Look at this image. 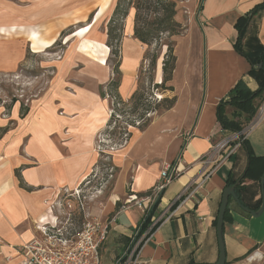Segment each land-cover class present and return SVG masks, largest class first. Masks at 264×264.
I'll return each mask as SVG.
<instances>
[{
	"label": "crops",
	"instance_id": "1",
	"mask_svg": "<svg viewBox=\"0 0 264 264\" xmlns=\"http://www.w3.org/2000/svg\"><path fill=\"white\" fill-rule=\"evenodd\" d=\"M76 1L80 3L76 8L58 12V0H0V76L15 73L39 55L32 42L38 46L52 41L42 53L50 50L57 38L58 17L79 16L80 22L93 9L94 0ZM172 1L176 3V20L185 28L171 38L175 61L165 84L170 89L160 97L171 98L172 104L156 112L142 130H132L129 141L110 154L117 171L108 191V206L99 219L116 214L102 245L112 249V261L133 242L144 217L135 207L114 213V203L122 202L129 193L151 191L164 166L172 164L179 174L162 191L151 217L166 220L141 247V262L215 264L219 255L215 221L222 193L228 178L241 182L248 166V150L241 145H231L230 155L228 148L214 150L235 134L220 127L216 108L240 80L252 92L258 88L248 76L249 62L234 49V25L261 0ZM133 18L131 9L119 48L117 92L124 101L137 90L136 73L149 49L134 39ZM71 23L73 20H68L60 30ZM95 39L105 44L106 33ZM256 44L264 48V12L250 18L242 49L251 53ZM89 45L92 50L87 54L94 57L101 48L108 50L97 42ZM162 47L163 60L166 47ZM109 54H104L105 63V59L86 58L76 48L60 63L51 59L41 62L46 69L52 68L54 76L24 108L25 115H20L19 101L0 106V264L19 263L15 248L39 237L36 226L54 221L50 209L55 208L62 192L74 191L97 162L96 137L109 114V102L102 98L101 89L114 80ZM158 65L159 85L162 64ZM231 113L232 109L226 108V116ZM245 141L255 157H264V119ZM241 187L240 203L257 211L252 208L261 198L260 184L244 179ZM227 209L223 222L226 262L239 264L250 255L253 261L260 260L264 255V210L253 217L232 199ZM249 251L247 257L235 262Z\"/></svg>",
	"mask_w": 264,
	"mask_h": 264
},
{
	"label": "trees",
	"instance_id": "2",
	"mask_svg": "<svg viewBox=\"0 0 264 264\" xmlns=\"http://www.w3.org/2000/svg\"><path fill=\"white\" fill-rule=\"evenodd\" d=\"M131 9L134 11V39L146 46L157 45L162 41L163 37L170 40L168 44H164L166 47L162 62V75L164 76L161 84H157L155 87L156 90H164L165 88V90L170 89L165 87V84L171 78L175 61L173 56V42L171 41V38L180 35L185 30V28L182 27V25H180V23L176 20V3L172 0H117L106 29L107 39L105 44L107 45L106 47L109 49L111 55L115 56L117 53L119 54L120 42L124 30V22ZM259 12H264V0H261V2L246 15L240 17L234 25V28L237 31V40L234 44V49L249 62L250 70L248 72V76L254 78L257 82L258 88L256 91L252 92L246 87L244 82L240 80L230 90L228 95L218 103L216 108V119L223 130H227L232 133H240L243 128L252 121L258 110V102H260L264 97V48L256 44L251 53H245L242 49V41L244 39L250 18ZM156 59V57H153V62ZM113 73L118 77L120 76L118 72V63L115 65ZM118 87L119 79H114L104 89H101L102 98L108 96L113 103V115L108 120L106 128L101 132V136L111 138L114 143L120 142L119 138L123 133L122 128L117 125L118 121L114 119V115H120L122 117L121 119L125 122L134 126L138 130H142L150 121L149 119H146L147 114L158 112L164 101L167 102V105L164 108H168L172 104V101H167L165 98L157 101L152 98V95L144 98L143 93L140 90H136L132 97L125 103L117 92ZM226 108L232 109L230 117H227L225 114ZM20 112L21 116L25 115L22 105L20 107ZM136 120H143V123L136 127ZM111 127H113V129L109 131ZM127 137H130V134H127ZM241 146L248 150V166L242 181L236 186L237 197L238 193L241 189H243L241 187V183L244 179H253L260 184V180L264 172V157H255L247 146L246 141H243ZM108 162L109 163H102L101 159H98L94 165V169L99 168L102 169V172H105V168H109L112 169V174L115 176L117 169L111 162L110 158ZM90 179L91 178H87L85 182L90 181ZM85 182H83L80 187H82ZM236 182V179L234 180L230 177L226 182V187H232L236 184ZM149 192L146 194H138L137 196H145ZM159 199L160 196L156 199L149 211L144 215L143 220L134 235V241H137L146 231H148V235L152 234L159 226V224L151 226L150 222L151 217L156 214ZM120 205V201L115 202L114 213L119 209ZM73 206L76 210L75 213L77 214L75 223L79 227L84 221L83 215L79 213L76 203H73ZM243 206L249 209L247 205L244 204ZM260 206L261 198L252 209L258 210ZM227 211L228 209L224 215V220H226ZM111 215L112 214H110L109 217ZM250 253L251 251L247 252L242 258L236 259L235 262L243 260ZM225 264L230 263L226 262Z\"/></svg>",
	"mask_w": 264,
	"mask_h": 264
},
{
	"label": "built area",
	"instance_id": "3",
	"mask_svg": "<svg viewBox=\"0 0 264 264\" xmlns=\"http://www.w3.org/2000/svg\"><path fill=\"white\" fill-rule=\"evenodd\" d=\"M109 102V114L108 120L113 115V103L108 96L105 97ZM160 101V97L156 99ZM123 102H127L124 101ZM155 113H149L146 115V119H151ZM118 114L114 115V119L118 121L117 125L120 126L123 123L122 135H120L118 143H114L111 138L101 136V132L98 133L95 143V154L97 160L101 159L109 163L110 158L112 162L113 151L122 148L130 139L131 131L136 129L125 122ZM255 119L248 123L240 133H235L230 138H227L215 146L217 152L229 149L230 155L232 152L231 145L239 147L243 141L246 140L247 135L252 131L258 122L264 119V105L257 110L254 117ZM122 120V121H121ZM143 123V120H136L135 126H139ZM113 127L109 129L111 131ZM130 134V137H127ZM108 169V170H107ZM100 169H94L92 167L89 175L85 177L74 191H64L55 203L57 210L56 216L54 215L55 208L50 209L51 214L54 216V221L51 224L36 226L39 231V237L33 239L31 242L24 243L15 248L16 257L19 260L18 264H101L99 251L104 242L107 239L110 225L115 220V215L106 218H91L85 219L84 212L82 211V203L84 196V190L86 185L91 182V179L96 176L98 172L104 177L103 183H107L108 179H113L112 169L105 168V172L99 171ZM106 173V175H105ZM179 174L178 169L172 164L165 165L160 172V180L158 184L145 196H137L129 194L116 213L126 211L130 207H135L140 210L144 215L149 211L156 199L161 195L162 191L168 186ZM211 173L204 176L206 180ZM87 178H91L90 181L85 182ZM84 183L82 187L81 184ZM108 184V183H107ZM104 186L101 184L95 187L94 192L101 194ZM186 190V189H185ZM180 199V198H179ZM76 203L79 213L83 215V223L78 227L75 223L76 210L73 206ZM115 204V203H114ZM166 220L163 218H151V226L160 224L161 221ZM148 231H146L137 241H134L125 249L121 256L115 261L114 264H142L140 258L141 247L147 242Z\"/></svg>",
	"mask_w": 264,
	"mask_h": 264
},
{
	"label": "rangeland",
	"instance_id": "4",
	"mask_svg": "<svg viewBox=\"0 0 264 264\" xmlns=\"http://www.w3.org/2000/svg\"><path fill=\"white\" fill-rule=\"evenodd\" d=\"M93 1V0H89ZM117 0H94L93 9H90L88 14L85 15V18L80 22H77L81 17L69 18L68 20H73V23L66 25L62 30L60 27L67 23V18L58 17V32L56 42L51 46L50 50L46 53H42L43 47H49L52 44V41H47V44L41 43L38 46L32 42L33 49L39 54L34 55L31 63L21 66L15 73L9 75L0 76V106H10L15 102H20L23 108L27 107L30 102L37 98L48 85V79H52L54 73L52 68L48 70L40 63L48 61L51 59L60 63L66 57L78 48V52L82 53L88 59H105L104 54L106 55L109 51L105 52L103 48L100 49V53L97 57L89 55L92 50V47L89 45V42H97L102 46H107L106 44L98 42L95 38L100 34L106 33L107 24L110 16L113 13ZM80 4L76 0H58V12L67 11ZM105 10V11H104ZM104 12L103 15H101ZM32 37L35 35L32 33ZM170 40L166 37L162 38V41L157 45L148 46V52L146 53L144 60L142 61L139 69L136 73V89L143 93L144 98L152 95L153 99L161 97L162 94H166L165 89L156 90L157 85V68L159 63L162 64V56L160 55L162 48L168 44ZM172 41V40H171ZM51 43V44H48ZM165 44V45H164ZM35 57V58H34ZM153 57L157 59L153 62ZM110 60L108 61V66L113 71L115 65L119 61V54L111 55L109 54ZM159 61V62H158ZM159 71V69H158ZM59 71H57L58 73ZM56 73V74H57ZM163 74V72H162ZM164 75H162L163 78ZM114 79H120L117 75H114ZM168 99L167 101H171ZM128 101V100H127ZM167 102L161 104L158 112H160ZM264 105V97L258 102V109ZM122 121V120H121ZM120 127L123 128V123L120 124ZM102 163H107L104 160H101ZM99 171H102L100 169ZM113 179H108L107 183H103L104 177L101 176L98 172L96 176L91 179V182L86 185L84 190V196L82 203V208L84 212L85 219L91 218H100L101 211L107 208V199L108 191L112 187ZM103 185V192L99 195L94 192L97 185ZM77 215V214H76ZM105 217V216H104ZM106 247V249H105ZM100 262L101 264H114L115 260H111L112 249L108 246H102L99 251ZM251 256V255H250ZM240 262L239 264H247V259ZM251 264H264V255L260 260H255Z\"/></svg>",
	"mask_w": 264,
	"mask_h": 264
},
{
	"label": "water",
	"instance_id": "5",
	"mask_svg": "<svg viewBox=\"0 0 264 264\" xmlns=\"http://www.w3.org/2000/svg\"><path fill=\"white\" fill-rule=\"evenodd\" d=\"M239 182L240 181L238 180L234 186L226 187L222 193L221 204L216 217V236H217L219 255H218V260L215 264L226 263V252H225V246L223 240V222H224V215L227 210L229 199H232L240 209H242L244 212L250 214L253 217H259L264 210V172L260 180L261 206L257 211H252L248 208H245L240 203L236 194V186L239 184Z\"/></svg>",
	"mask_w": 264,
	"mask_h": 264
},
{
	"label": "bare ground",
	"instance_id": "6",
	"mask_svg": "<svg viewBox=\"0 0 264 264\" xmlns=\"http://www.w3.org/2000/svg\"><path fill=\"white\" fill-rule=\"evenodd\" d=\"M253 262V258H249L248 260H247V264H251ZM245 264V263H244Z\"/></svg>",
	"mask_w": 264,
	"mask_h": 264
}]
</instances>
